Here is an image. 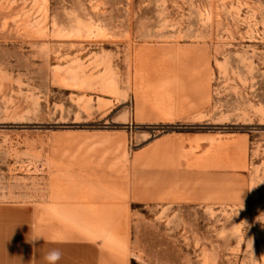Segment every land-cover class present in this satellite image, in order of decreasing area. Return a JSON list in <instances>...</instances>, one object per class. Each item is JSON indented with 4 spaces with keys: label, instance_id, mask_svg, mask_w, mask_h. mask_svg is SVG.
<instances>
[{
    "label": "rangeland",
    "instance_id": "obj_1",
    "mask_svg": "<svg viewBox=\"0 0 264 264\" xmlns=\"http://www.w3.org/2000/svg\"><path fill=\"white\" fill-rule=\"evenodd\" d=\"M52 248L264 264V0H0V264Z\"/></svg>",
    "mask_w": 264,
    "mask_h": 264
},
{
    "label": "clouds",
    "instance_id": "obj_2",
    "mask_svg": "<svg viewBox=\"0 0 264 264\" xmlns=\"http://www.w3.org/2000/svg\"><path fill=\"white\" fill-rule=\"evenodd\" d=\"M41 237H34L29 240V243H35L36 240H38ZM63 257V252L59 248H52L49 249L45 254H44V261L45 264H59Z\"/></svg>",
    "mask_w": 264,
    "mask_h": 264
},
{
    "label": "crops",
    "instance_id": "obj_3",
    "mask_svg": "<svg viewBox=\"0 0 264 264\" xmlns=\"http://www.w3.org/2000/svg\"><path fill=\"white\" fill-rule=\"evenodd\" d=\"M60 205H63V203H57V204H55L54 207H57V206H60ZM79 206H83V205H79ZM83 231H86V230H83ZM92 231H93V230H92ZM92 231H88V230H87V232H89V233H92Z\"/></svg>",
    "mask_w": 264,
    "mask_h": 264
}]
</instances>
